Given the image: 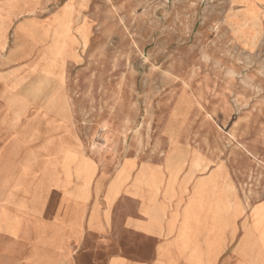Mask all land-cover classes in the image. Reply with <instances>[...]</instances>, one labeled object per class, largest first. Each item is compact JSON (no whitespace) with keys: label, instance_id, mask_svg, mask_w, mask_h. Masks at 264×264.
I'll return each instance as SVG.
<instances>
[{"label":"rangeland","instance_id":"1","mask_svg":"<svg viewBox=\"0 0 264 264\" xmlns=\"http://www.w3.org/2000/svg\"><path fill=\"white\" fill-rule=\"evenodd\" d=\"M6 88L30 141L0 159L15 188L72 168L80 196L115 179L112 198L123 161L160 164L170 150L203 152L201 172L222 166L244 200L264 186V0H0ZM49 136L62 144L48 157L34 147Z\"/></svg>","mask_w":264,"mask_h":264},{"label":"crops","instance_id":"2","mask_svg":"<svg viewBox=\"0 0 264 264\" xmlns=\"http://www.w3.org/2000/svg\"><path fill=\"white\" fill-rule=\"evenodd\" d=\"M3 91L0 159L30 151L28 137L15 129L24 106H11L14 97ZM61 144L49 136L34 148L49 157ZM186 153L187 164L178 160ZM203 155L170 150L160 164L128 158L118 172L128 162L129 177L112 198L115 179L106 188L89 182L80 196L84 183L72 182V168H56L52 184L15 188L0 179V264H264V186L251 184L249 198H240L222 166H190L206 164ZM212 172L225 181L205 182ZM216 193L229 199L216 200Z\"/></svg>","mask_w":264,"mask_h":264},{"label":"bare ground","instance_id":"3","mask_svg":"<svg viewBox=\"0 0 264 264\" xmlns=\"http://www.w3.org/2000/svg\"><path fill=\"white\" fill-rule=\"evenodd\" d=\"M192 167V166H191ZM194 167L196 168V169H198L200 172L201 171H203V169H207L208 168V165H203L200 161H197L196 163H195V165H194ZM127 171V170H126ZM123 173H124V170H123ZM213 174V173H212ZM122 175V174H121ZM216 175V174H215ZM212 176H214V175H212ZM123 178V177H122ZM216 179V178H215ZM121 180V179H120ZM119 180V181H120ZM225 180H223V181H221V182H224ZM215 182V181H214ZM118 185V184H117ZM116 185V186H117ZM226 195V194H225ZM215 198H216V200H223V194H215ZM222 204H224L223 203V201L221 202ZM224 206V205H223Z\"/></svg>","mask_w":264,"mask_h":264}]
</instances>
